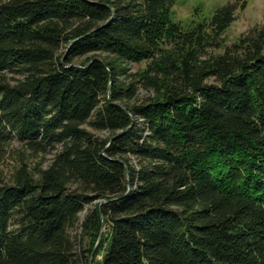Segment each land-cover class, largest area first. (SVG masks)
<instances>
[{"label":"trees","instance_id":"trees-1","mask_svg":"<svg viewBox=\"0 0 264 264\" xmlns=\"http://www.w3.org/2000/svg\"><path fill=\"white\" fill-rule=\"evenodd\" d=\"M175 2L0 0V264H264V26Z\"/></svg>","mask_w":264,"mask_h":264},{"label":"rangeland","instance_id":"rangeland-1","mask_svg":"<svg viewBox=\"0 0 264 264\" xmlns=\"http://www.w3.org/2000/svg\"><path fill=\"white\" fill-rule=\"evenodd\" d=\"M230 1L231 0H176L172 7L169 20L185 28L191 22H199L210 18L216 8ZM262 26H264V0H247L246 7L243 10H237L235 12V19L222 35L221 48L216 53L222 52L224 47L234 43L240 35L247 33L250 29ZM145 66V63L127 65L126 73L124 77L121 78V82L123 84L134 82L136 80L134 74L141 73ZM136 88V97L138 99H142L151 94L139 84H136ZM93 132L97 135H104L103 133ZM53 156L54 152L31 154L16 141L10 142L0 161V183H9L12 176L22 164H25L28 170L32 169L34 165H39L42 168L47 167ZM88 209L89 206H86L84 210L87 211ZM82 215L83 213L79 215V220L82 219ZM105 233L106 227H103L100 233V240L101 234L104 235ZM102 253L103 251L98 253L96 260L101 258Z\"/></svg>","mask_w":264,"mask_h":264},{"label":"water","instance_id":"water-1","mask_svg":"<svg viewBox=\"0 0 264 264\" xmlns=\"http://www.w3.org/2000/svg\"><path fill=\"white\" fill-rule=\"evenodd\" d=\"M99 240H100V233L98 234V237H97L96 242H95V244H94V247H93V249H92L91 256H92V254L94 253L95 249L97 248V246H98V244H99ZM91 256H90V257H91Z\"/></svg>","mask_w":264,"mask_h":264}]
</instances>
